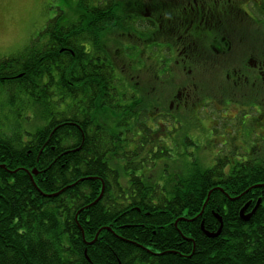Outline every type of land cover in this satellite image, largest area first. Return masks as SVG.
Wrapping results in <instances>:
<instances>
[{
    "label": "trees",
    "instance_id": "16d2710c",
    "mask_svg": "<svg viewBox=\"0 0 264 264\" xmlns=\"http://www.w3.org/2000/svg\"><path fill=\"white\" fill-rule=\"evenodd\" d=\"M116 5L80 0L42 46L0 56V264H264V149L156 177L182 123L117 74Z\"/></svg>",
    "mask_w": 264,
    "mask_h": 264
},
{
    "label": "rangeland",
    "instance_id": "374dc122",
    "mask_svg": "<svg viewBox=\"0 0 264 264\" xmlns=\"http://www.w3.org/2000/svg\"><path fill=\"white\" fill-rule=\"evenodd\" d=\"M79 1L0 0V56L24 51L32 42L35 47L42 46L47 40V35L42 33L46 23L53 18H59L62 24L76 21L80 12ZM96 1L100 0H88V3L93 4ZM114 1L117 3L115 8L120 6L119 12L123 14L122 8L126 1L136 0ZM237 2L245 4L244 0ZM263 6H255L254 11L263 16ZM258 25L249 27V32L257 52L264 53V25ZM126 39L133 44L137 42V39L135 41L132 37H127L120 28L111 33L106 32L103 38L107 53L118 66L117 74L124 78L130 90H135L139 97L146 98L145 104L151 117L160 110L168 113V118L175 116L182 123L180 127L172 124L163 130L170 154L163 156L157 163L155 173L162 174V177H156H167V170L176 172L185 169L192 156L201 166L206 167L225 154H232L233 158L240 159L243 152H248L252 147L257 150L264 149V119H261L264 115V79H258L256 84L253 79L250 82H245V79H195L198 84L192 92L189 91L188 96L193 104L188 102L187 108L182 104L179 107L180 99L176 95L179 92L184 93L186 79H148L152 78L151 68L146 74L139 71L144 69L142 66L147 62L148 55L152 57L151 60H161L156 56L160 53L162 44L158 40L153 45L146 41L144 44L147 50L152 45L157 52L146 51L143 56L136 52L130 54L129 49L133 45ZM139 43L140 41L137 42L138 45ZM86 46L89 48V44ZM123 49L124 54L121 53ZM137 50L140 53L141 47L138 46ZM132 57L136 63L130 67L129 60ZM138 59L139 62L136 61ZM161 66L162 71L167 72L168 63L164 62ZM156 74L160 77V73ZM139 75H146L147 79H141ZM129 76L130 79H127ZM204 102L207 103L201 108ZM196 109H200L197 114ZM148 122L150 124L152 120ZM167 136L173 139L167 140ZM187 138L191 142H187Z\"/></svg>",
    "mask_w": 264,
    "mask_h": 264
},
{
    "label": "flooded vegetation",
    "instance_id": "af4514ba",
    "mask_svg": "<svg viewBox=\"0 0 264 264\" xmlns=\"http://www.w3.org/2000/svg\"><path fill=\"white\" fill-rule=\"evenodd\" d=\"M244 1V5L237 0L126 1L122 8L126 18L123 32L140 41L138 45L126 39L133 45L130 47L132 52L145 56L146 51L157 52L152 48L155 40L162 44L156 56L161 58L159 63L148 55L142 66L144 69L139 71L146 74L151 68L152 78L148 79H186L184 93L176 95L180 99L178 106L182 104L184 108L188 102L193 104L188 96L198 84L195 79H245V82L253 79L254 84L258 79H264V53L257 52L249 32V27L264 23V12L261 16L254 11L255 6H263L264 0ZM146 41L152 43L148 50L144 44ZM138 46L141 47L140 53ZM129 61L130 67L136 63L133 57ZM164 62L168 63L165 73L161 66ZM156 73H160V77ZM140 78L147 79L146 75ZM206 103L201 104V108ZM199 110L196 109L195 113Z\"/></svg>",
    "mask_w": 264,
    "mask_h": 264
},
{
    "label": "water",
    "instance_id": "95a60500",
    "mask_svg": "<svg viewBox=\"0 0 264 264\" xmlns=\"http://www.w3.org/2000/svg\"><path fill=\"white\" fill-rule=\"evenodd\" d=\"M34 173H37V170L34 169L33 170ZM261 203V200L259 199V201L255 204V206L253 207V209L249 212V213H245L246 209L248 208V205L249 203H247L242 209H241V212H240V215L242 217L243 220H249L252 215L256 212V210L258 209L259 205ZM216 216L218 217V219L220 220V227L219 229L216 231V232H210L208 230L205 229L204 227V223H202V228L204 229L205 233L210 236V237H215L217 236L220 232H221V229H222V225H223V222H222V218L221 216H219L218 214H216Z\"/></svg>",
    "mask_w": 264,
    "mask_h": 264
}]
</instances>
